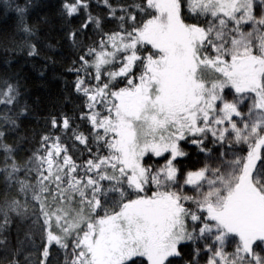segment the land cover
Here are the masks:
<instances>
[{
	"label": "snow or ice",
	"instance_id": "obj_1",
	"mask_svg": "<svg viewBox=\"0 0 264 264\" xmlns=\"http://www.w3.org/2000/svg\"><path fill=\"white\" fill-rule=\"evenodd\" d=\"M10 14L6 68L59 92L37 115L0 73V264H264V0Z\"/></svg>",
	"mask_w": 264,
	"mask_h": 264
},
{
	"label": "trees",
	"instance_id": "obj_2",
	"mask_svg": "<svg viewBox=\"0 0 264 264\" xmlns=\"http://www.w3.org/2000/svg\"><path fill=\"white\" fill-rule=\"evenodd\" d=\"M34 2L39 3L43 11H51V6L55 5L56 0H34ZM49 6V7H44ZM36 12L43 14L41 8L36 9ZM12 22L11 14L7 19L0 15V27L5 26V24H10ZM53 42L56 39V33H52ZM60 45L57 46V49L53 52H50V55H54L57 58L60 57ZM5 56L0 52V73L4 71H13L18 72L20 77L23 79L25 88L28 92L29 102L37 101L36 114L42 115L43 110H45L49 102L55 99L59 92V81L53 78V69L50 66L44 78L39 76V61H25L22 57H17L10 68L5 66ZM33 124L34 121L28 120L25 121V124Z\"/></svg>",
	"mask_w": 264,
	"mask_h": 264
}]
</instances>
